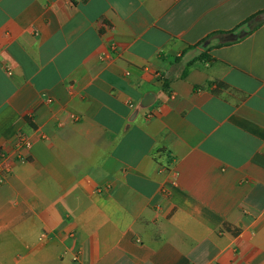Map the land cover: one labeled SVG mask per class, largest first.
<instances>
[{
    "label": "crops",
    "instance_id": "0c3cea01",
    "mask_svg": "<svg viewBox=\"0 0 264 264\" xmlns=\"http://www.w3.org/2000/svg\"><path fill=\"white\" fill-rule=\"evenodd\" d=\"M261 10L0 0V264H264Z\"/></svg>",
    "mask_w": 264,
    "mask_h": 264
},
{
    "label": "trees",
    "instance_id": "16d2710c",
    "mask_svg": "<svg viewBox=\"0 0 264 264\" xmlns=\"http://www.w3.org/2000/svg\"><path fill=\"white\" fill-rule=\"evenodd\" d=\"M82 1L87 2L88 0H82ZM262 24H264V10L257 12L253 16L246 19L243 23L238 25L235 29L225 33V35H227V38H228V41L226 43H233V42L243 39L244 37L249 35L251 32L256 30L258 27H260ZM216 34H223V33L217 32L213 35H216ZM204 41H206V39ZM201 57L205 58V55H202ZM0 156H1V150H0Z\"/></svg>",
    "mask_w": 264,
    "mask_h": 264
},
{
    "label": "built area",
    "instance_id": "2783aa9c",
    "mask_svg": "<svg viewBox=\"0 0 264 264\" xmlns=\"http://www.w3.org/2000/svg\"><path fill=\"white\" fill-rule=\"evenodd\" d=\"M19 143L22 144V145H24V140L22 138L19 139Z\"/></svg>",
    "mask_w": 264,
    "mask_h": 264
}]
</instances>
